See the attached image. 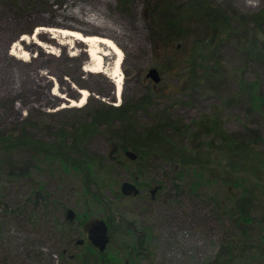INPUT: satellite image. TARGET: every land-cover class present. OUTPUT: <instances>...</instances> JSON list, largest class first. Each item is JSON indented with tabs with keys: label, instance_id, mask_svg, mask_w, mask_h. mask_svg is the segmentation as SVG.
I'll return each instance as SVG.
<instances>
[{
	"label": "rangeland",
	"instance_id": "obj_1",
	"mask_svg": "<svg viewBox=\"0 0 264 264\" xmlns=\"http://www.w3.org/2000/svg\"><path fill=\"white\" fill-rule=\"evenodd\" d=\"M170 13L181 36L167 46L185 62L162 69L164 38L156 25ZM74 14L113 28L102 33L93 24L82 27ZM37 26L114 40L123 53L119 97L107 46H100L107 53L105 73L84 70L93 65L84 51L88 45H74L72 37L54 31L46 33L55 35L54 42L40 35L42 46L25 47L28 59L20 58V39L30 40ZM153 67L157 83L147 76ZM241 79L258 80L264 93V0H0V264H214L220 252L233 248L235 234L251 250L238 258L226 255L223 264H264L259 177L253 189L263 203L253 208L262 219L247 239L232 210L240 189L222 180L216 165L222 158L230 169L233 159L211 149L210 166L194 170L179 164L170 146L164 147L169 155L145 147L137 160L119 148L125 143L136 153L131 144L147 143L146 129L179 149L214 148L212 139L223 127L246 138L257 131L255 155H264V112L247 113L237 95ZM79 89L88 92L84 104L62 107L69 101L57 93L76 100ZM123 105L132 108L125 116H105L86 129L102 109ZM207 120L213 130L199 132ZM20 137L62 151L67 145V154L92 162L93 172L45 163L42 150L26 141L11 147L8 141ZM123 181L139 193L122 194ZM95 219L108 225L110 241L101 255L87 251V226Z\"/></svg>",
	"mask_w": 264,
	"mask_h": 264
},
{
	"label": "trees",
	"instance_id": "obj_2",
	"mask_svg": "<svg viewBox=\"0 0 264 264\" xmlns=\"http://www.w3.org/2000/svg\"><path fill=\"white\" fill-rule=\"evenodd\" d=\"M164 7L165 6L162 8ZM171 17H173V14L170 13L163 19V21H159L160 23L156 25V28H158L160 31V34L158 35L164 38L162 41L164 45L162 44L160 46V50H162L164 54V58L161 60L162 69H165L164 67H166L168 64L169 67H172L174 64L178 66L185 62L184 59H175L173 53L168 49L169 47L167 46L169 41H173L174 38L181 36L179 29H176V23ZM190 72H194V70L190 69ZM191 75H194V73ZM194 80H198V75L197 77H194ZM237 95L241 96L246 101L247 113L254 111H258L260 113L264 112V93H262L260 90V84L258 80L241 79L238 84ZM130 109L132 108L126 105L108 108L107 110L102 109V111H99L94 115V118L90 123H88L86 129L93 130L97 124V119H104L105 116V119H107V116H110V119L116 114L125 116V114H127ZM212 123L213 121L209 122L208 124V120L200 122L198 127L199 132L206 133L212 131L214 126ZM146 130L147 132L143 134V137L146 138L145 140H148L147 143L137 144L134 143V141L131 144V147L137 154L136 160L138 157H142L144 155L143 148L145 147L147 150L153 149L159 151L164 147L169 146L175 151V153H177L178 156L176 159L180 161L179 164H183L185 168L188 167L194 170H205L206 167L210 166L209 162L211 161H208L206 157L209 156L211 149H214L217 153H221L223 159H233L235 167L230 166V169L226 168L224 163L221 164L222 158L219 159L216 165L218 166L219 173L221 174V179H224L225 181L229 179L232 181L235 187L240 189L239 196H237L235 205L232 207V210H235L234 223L242 235H244L247 239L252 238V229L258 225L262 219V217H259V213L255 214L253 208V206L261 208L263 203L262 199L260 198V194L254 192L253 189L257 185V177L260 178V185L263 189L261 193L264 194V155H258L257 153L255 155V151L257 150L256 145L260 139L258 132L253 131L252 134L246 138L228 133L223 127H219L215 134L216 136L212 139V145H215V142L217 141V144L214 148L206 145L204 150H201L202 148L200 146L198 148H193V150H189V148L186 149L185 147H182L181 149L176 148L173 146L172 141L168 137L163 136L162 138H157L156 133L153 136V131L151 129ZM8 140L9 139H7V141ZM14 140L15 139L8 141V143L11 144V147H15L26 141V143L32 144L34 147L42 150L45 163H58L65 169L67 167H71L72 169L81 173L87 171L88 174H91L93 172L92 168L94 165L92 162L79 158V156H77L78 154L76 153L73 154L72 152H69L70 155L67 154L68 151H70L69 146L67 145H65V150L62 151L60 145L48 146L37 141H32L31 139L25 137H20L17 141L15 140V142H13ZM119 148L124 152L130 147L128 144L122 143L120 144ZM163 151L164 155H169L172 153L167 151L165 148ZM229 163L231 165V160ZM86 184L88 185L87 189L90 190L91 187H89V185L92 184V179H86ZM99 188L101 189L102 187ZM258 204L259 206H257ZM84 219H86V217H84ZM232 242L234 243V245H232L233 248L229 247L228 251H226L224 254L220 252V254L215 257V262H213L214 264H223L226 255L228 256V259H231L234 256L235 258H238L244 255L246 252H250L251 250L245 246L244 243L246 242H239V236L236 234L232 239ZM87 251L90 253H96V249L91 244L88 245ZM234 252L236 255L233 256L232 253L234 254Z\"/></svg>",
	"mask_w": 264,
	"mask_h": 264
},
{
	"label": "bare ground",
	"instance_id": "obj_3",
	"mask_svg": "<svg viewBox=\"0 0 264 264\" xmlns=\"http://www.w3.org/2000/svg\"><path fill=\"white\" fill-rule=\"evenodd\" d=\"M73 17L76 19L78 23L83 25L82 27H84L85 25L83 22L93 24V25H96L97 27H100L101 29H99V32H102V33H106L107 28H110V29L113 28V26L109 22L107 21L102 22L101 20L94 19L93 17H90V16L84 17L83 15L74 14ZM52 21L56 23H62V24H72V23H68L67 21L63 22L61 19H57V18L55 19L53 18ZM49 31L58 32L62 36L72 37L74 39V45H76L77 43L78 44L80 43L81 45L82 44L88 45V48L84 51L86 52V55L88 56V58L92 60L93 62V65H91L90 67L84 68V70L88 72L105 73V71L103 70L104 68L103 60H104V56L107 53L101 50L100 46L101 45L107 46L112 51L115 57L113 61V67L111 68L109 75H110V78L114 79L113 81L115 84V94L117 97H119L120 91L122 88V73L120 69V61H121L123 53L121 49L119 48V46L116 44V42L107 36L86 35L85 33H82L80 31L68 30L64 28L62 29L58 27L37 26V28L34 30V35L30 37V40H26V36H23L20 39L22 41H25L26 43L24 42L23 47L21 49V54L19 55V57L22 58L23 60L28 59V50H26L25 47L27 48L29 46H40V47L42 46L41 42H39L40 35L54 42L55 35H53L52 37H47L46 35V33ZM50 53H53V52L50 51ZM10 54L15 55L13 51L10 52ZM78 92H79V98L76 100L66 98L64 97L63 94L57 93L59 97L64 98L67 101H69V104H63L62 107L83 105L88 92L85 89H79Z\"/></svg>",
	"mask_w": 264,
	"mask_h": 264
},
{
	"label": "water",
	"instance_id": "obj_4",
	"mask_svg": "<svg viewBox=\"0 0 264 264\" xmlns=\"http://www.w3.org/2000/svg\"><path fill=\"white\" fill-rule=\"evenodd\" d=\"M148 77H151L155 83L159 82L160 76L155 67L150 68L147 73ZM125 155L131 159L136 158V154L131 150H126ZM120 191L124 195L139 193V188L129 181H123L120 186ZM68 218H72L73 211L71 209L67 210ZM88 240L98 248L99 251H104L110 238L108 236V226L104 219H95L88 226ZM82 240H79L81 242Z\"/></svg>",
	"mask_w": 264,
	"mask_h": 264
},
{
	"label": "flooded vegetation",
	"instance_id": "obj_5",
	"mask_svg": "<svg viewBox=\"0 0 264 264\" xmlns=\"http://www.w3.org/2000/svg\"><path fill=\"white\" fill-rule=\"evenodd\" d=\"M66 216H67V214H66ZM68 217V216H67ZM108 245V244H107ZM95 249H96V253L97 254H103L104 252H105V250L104 251H102V252H100V251H98V249L96 248V247H94Z\"/></svg>",
	"mask_w": 264,
	"mask_h": 264
}]
</instances>
